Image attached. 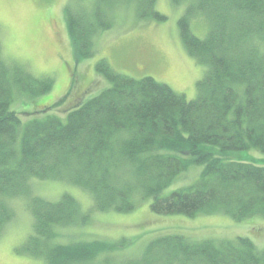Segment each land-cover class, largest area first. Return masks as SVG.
I'll use <instances>...</instances> for the list:
<instances>
[{
	"label": "trees",
	"instance_id": "obj_1",
	"mask_svg": "<svg viewBox=\"0 0 264 264\" xmlns=\"http://www.w3.org/2000/svg\"><path fill=\"white\" fill-rule=\"evenodd\" d=\"M121 1L97 0L92 17L66 11L76 61L94 54V32L110 27L111 11ZM133 1L139 20L165 19L155 10L157 0ZM182 1L187 6L178 19L180 37L188 53L207 66L192 100L152 77L118 73L101 58L96 73L109 87L65 119L47 114L22 123L10 108L14 86L34 97L49 91L52 81L38 83L23 67L0 59V230L13 216L8 198L27 193L34 179L85 189L91 209L99 211L129 212L149 199L156 215L223 213L237 221L264 216V162L233 158L264 153V0L171 3ZM196 15L208 23L204 38L190 31ZM192 165L202 167L194 182L164 195ZM28 203L34 234L25 250L47 264H110L116 248L129 245L126 239L61 242L57 227L86 218L67 193L54 202L29 197ZM126 264H264V248L246 236L190 240L165 234Z\"/></svg>",
	"mask_w": 264,
	"mask_h": 264
},
{
	"label": "rangeland",
	"instance_id": "obj_2",
	"mask_svg": "<svg viewBox=\"0 0 264 264\" xmlns=\"http://www.w3.org/2000/svg\"><path fill=\"white\" fill-rule=\"evenodd\" d=\"M96 2L0 0V59L9 67H23L22 72L38 79V83L42 78L52 81L49 91L34 97L16 91L14 86L10 108L19 113L22 123L47 114L65 119L71 109L109 87L110 82L96 73V62L101 58L118 73L135 79L152 77L184 94L187 100L197 96V83L204 77L207 66L188 53L180 37L178 19L183 15L187 1L172 4L171 0H157L155 10L165 16L163 21L139 20L133 0L118 2L111 11L110 27L98 29L92 36L94 54L76 61L67 30L66 11L83 12L92 17ZM102 7L106 11L107 4ZM189 27L198 38H204L209 29L201 15L191 18ZM233 158L264 162V153L256 150L239 152ZM201 168L200 165L190 166L162 193L165 195L193 183ZM65 193L76 200L79 214L86 218L81 224L77 221L57 227V237L64 243L129 240L128 246L116 248L111 254L110 264L135 260L149 241L174 233H182L190 240H231L246 236L258 249L264 248V216L261 215L241 221L223 213L193 217L156 215L149 209V199L129 212L99 211L91 209L92 199L85 189L61 180L34 179L28 183L27 193L7 200L13 216L0 230V264H47L42 257L29 255L25 250L28 238L34 234L29 197L54 202ZM100 260L98 257L94 262Z\"/></svg>",
	"mask_w": 264,
	"mask_h": 264
}]
</instances>
